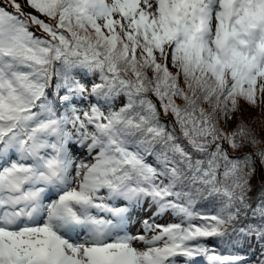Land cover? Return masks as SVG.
<instances>
[{"label": "snow or ice", "instance_id": "obj_1", "mask_svg": "<svg viewBox=\"0 0 264 264\" xmlns=\"http://www.w3.org/2000/svg\"><path fill=\"white\" fill-rule=\"evenodd\" d=\"M0 264H264V0H0Z\"/></svg>", "mask_w": 264, "mask_h": 264}, {"label": "rangeland", "instance_id": "obj_2", "mask_svg": "<svg viewBox=\"0 0 264 264\" xmlns=\"http://www.w3.org/2000/svg\"><path fill=\"white\" fill-rule=\"evenodd\" d=\"M167 220H168V218L165 217L164 220H162V221H160V222H162V223H163V222H167ZM137 227H138V226H137ZM135 230H136V229L134 228L133 231H135ZM248 252H249V255H248V256L251 257L252 261H256V260H258V259H255V260H254L255 257L260 258V257H259L258 249H256L255 247H254L253 249L248 250ZM253 253H255V254H253Z\"/></svg>", "mask_w": 264, "mask_h": 264}, {"label": "trees", "instance_id": "obj_3", "mask_svg": "<svg viewBox=\"0 0 264 264\" xmlns=\"http://www.w3.org/2000/svg\"><path fill=\"white\" fill-rule=\"evenodd\" d=\"M253 183H256V181L254 180V181H253ZM246 254H249V252L247 251V253H246ZM256 259H259V258H258V257H256Z\"/></svg>", "mask_w": 264, "mask_h": 264}]
</instances>
